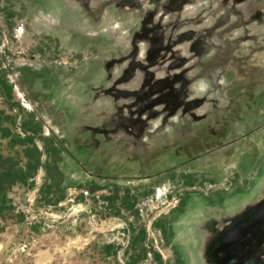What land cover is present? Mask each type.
Instances as JSON below:
<instances>
[{
  "label": "rangeland",
  "instance_id": "obj_1",
  "mask_svg": "<svg viewBox=\"0 0 264 264\" xmlns=\"http://www.w3.org/2000/svg\"><path fill=\"white\" fill-rule=\"evenodd\" d=\"M18 1L0 123L42 157L0 185V264H264V0Z\"/></svg>",
  "mask_w": 264,
  "mask_h": 264
},
{
  "label": "trees",
  "instance_id": "obj_2",
  "mask_svg": "<svg viewBox=\"0 0 264 264\" xmlns=\"http://www.w3.org/2000/svg\"><path fill=\"white\" fill-rule=\"evenodd\" d=\"M20 73V85L23 88H30L37 79L44 78L48 74V70L47 68L35 70L29 66H25L20 69ZM2 84L6 86L4 83ZM10 90L11 87H9V91ZM2 118L6 120L9 118V116H5V112L0 110V121L2 120ZM22 128L26 134L32 132L33 135L27 134L24 138H22L20 135L13 133L9 125L3 126L2 123H0V134L2 133L4 137H10L11 143L13 145L18 144L22 146V153L24 158L26 159L24 169L22 171H12L8 168L3 170L2 168L4 164H8L10 165V168H13L14 164L19 162L20 160H17L16 162L15 157L9 156L4 158L2 155H0V185L5 184L10 187L18 182L27 183L28 179L35 175L41 165L42 152L35 143V134H37L38 130H32L27 122H24ZM18 156L19 153H17V157ZM158 226H160V224H154V228H157ZM161 229L166 233L167 230L165 227H161Z\"/></svg>",
  "mask_w": 264,
  "mask_h": 264
},
{
  "label": "crops",
  "instance_id": "obj_3",
  "mask_svg": "<svg viewBox=\"0 0 264 264\" xmlns=\"http://www.w3.org/2000/svg\"><path fill=\"white\" fill-rule=\"evenodd\" d=\"M18 2H20L22 4H25V5H29L30 4V6H32V5L38 6V9L33 7V6L31 7L32 8V12H33V10L35 8V10H36L35 14L36 13L38 14L39 12L40 13L44 12V9L42 8V6H43V4H48L49 0H19ZM32 15H33V13H32Z\"/></svg>",
  "mask_w": 264,
  "mask_h": 264
},
{
  "label": "flooded vegetation",
  "instance_id": "obj_4",
  "mask_svg": "<svg viewBox=\"0 0 264 264\" xmlns=\"http://www.w3.org/2000/svg\"><path fill=\"white\" fill-rule=\"evenodd\" d=\"M240 227H241V225H237V227H236L235 230H234V231L237 232V234L239 233V230H238V229H240Z\"/></svg>",
  "mask_w": 264,
  "mask_h": 264
}]
</instances>
